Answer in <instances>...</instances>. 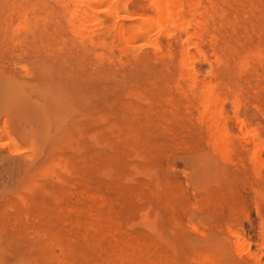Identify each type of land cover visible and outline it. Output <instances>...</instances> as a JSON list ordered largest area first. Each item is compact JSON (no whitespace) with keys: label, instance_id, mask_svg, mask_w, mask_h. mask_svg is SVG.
Masks as SVG:
<instances>
[{"label":"rangeland","instance_id":"374dc122","mask_svg":"<svg viewBox=\"0 0 264 264\" xmlns=\"http://www.w3.org/2000/svg\"><path fill=\"white\" fill-rule=\"evenodd\" d=\"M89 1L0 0V264H264V0Z\"/></svg>","mask_w":264,"mask_h":264},{"label":"bare ground","instance_id":"6f19581e","mask_svg":"<svg viewBox=\"0 0 264 264\" xmlns=\"http://www.w3.org/2000/svg\"><path fill=\"white\" fill-rule=\"evenodd\" d=\"M90 1H91V0H90ZM90 1H89V2H90ZM156 1H158V0H156ZM166 1H170V0H166ZM78 2H79V1H78ZM81 2H82V1H81ZM99 2H100V1H99ZM99 2H98V3H99ZM102 2H103V1H102ZM115 3H116V2H115ZM194 3H195V2H194ZM77 4H78V3H77ZM155 4H156V3H155ZM173 4H174V2H173ZM153 6H154V5H153ZM158 6H159V5H158ZM170 6H171V5H170ZM0 7H1V6H0ZM29 7H30V6H29ZM159 7H161V6H159ZM84 8H85V7H84ZM90 8H91V7H90ZM165 8H166V7H165ZM165 8H164V9H165ZM171 8H172V7H171ZM77 9H78V7H77ZM77 9H76V10H77ZM160 9H161V8H160ZM174 9H175V8H174ZM14 10H15V9H14ZM79 10H80V9H79ZM162 10H163V9H162ZM166 10H167V9H166ZM169 10H171V9H169ZM5 11H6V10H5ZM77 11H78V10H77ZM155 11H156V10H155ZM163 11H164V10H163ZM14 12H15V11H14ZM17 12H18V11H17ZM158 12H159V11H158ZM164 12H165V11H164ZM164 12H163V13H164ZM166 12H167V11H166ZM75 13H76V12H75ZM78 13L81 15L80 12H78ZM78 13H76V14H78ZM4 14H5V13H4ZM18 14H19V13H18ZM84 14H85V13H84ZM156 14H157V13H156ZM90 15H91V14H90ZM106 15H107V14H106ZM5 16H6V15H5ZM16 16H17V14H16ZM77 16H78V15H77ZM82 16H83V15H82ZM88 16H89V15H88ZM91 16H93V15H91ZM157 16H158V15H157ZM172 16H173V15H172ZM83 18H84V17H83ZM8 19H9V18H8ZM17 19H18V18H17ZM86 19H87V18H86ZM91 19H92V18H91ZM175 19H176V18H175ZM4 20H6V18H4ZM4 20H3V21H4ZM13 20H14V19H13ZM25 20H26V19H25ZM88 20H89V19H88ZM8 21H9V20H8ZM8 21H7V22H8ZM91 21H93V20H90V22H91ZM113 22H114V21H113ZM2 23H3V22H2ZM6 24H7V23L5 22V25H6ZM98 24H99V23H98ZM8 25H9V24H8ZM88 25H89V24H88ZM3 26H4V25H3ZM68 26H69V25H68ZM76 26H77V25H76ZM80 26H81V25H80ZM5 27H6V26H4V28H5ZM26 27H27V26H26ZM36 27H37V26H36ZM176 27H177V26H176ZM32 28H33V27H32ZM72 28H73V27H72ZM77 29H78V26H77ZM95 29H96V28H95ZM144 29H145V28H144ZM146 29H147V28H146ZM24 30H25V29H24ZM68 30H69V29H68ZM71 30H72V29H71ZM78 30H79V29H78ZM119 30H120V29H119ZM73 31H74V30H73ZM80 31H81V30H80ZM80 31H79V32H80ZM114 31H115V30H114ZM11 32H12V31H11ZM117 32H118V31H117ZM143 32H144V31H143ZM141 33H142V32H141ZM183 33H184V32H183ZM18 34H19V33H18ZM26 34H27V33H26ZM30 34H31V32H30ZM83 34H84V33H83ZM103 34H104V33H103ZM31 35H32V34H31ZM121 35H122V34H121ZM15 37H16V36H15ZM35 37H36V36H35ZM82 37H83V35H82ZM82 37H81V38H82ZM22 38H23V37H22ZM168 38H169V37H168ZM20 39H21V38H20ZM99 39H101V38H99ZM22 40H23V39H22ZM4 42H5V41H4ZM90 42H91V40H90ZM63 43H64V42H63ZM84 43H85V42H84ZM88 43H89V42H88ZM81 44H82V43H81ZM65 45H66V44H65ZM151 45H152V44H151ZM82 46H83V45H82ZM82 46H81V47H82ZM153 46H154V45H153ZM25 47H26V46H25ZM155 47H156V46H155ZM23 49H24V48H23ZM87 50H88V49H87ZM98 57H99V56H98ZM183 59H184V58H183ZM51 73H52V72H51ZM64 81H65V80H64ZM36 84H37V83H36ZM63 87H64V86H63ZM27 88H28V87H27ZM42 93H43V92H42ZM46 108H47V107H46ZM211 110H212V109H211ZM51 111H52V110H51ZM40 112H41V111H40ZM207 113H208V112H207ZM50 115H51V114H50ZM56 115H57V114H56ZM54 117H55V116H54ZM48 119H49V118H48ZM48 121H49V120H48ZM240 126H241V125H240ZM57 131H58V130H57ZM63 133H64V132H63ZM55 134H56V133H55ZM244 135H245V134H244ZM213 139H214V138H213ZM218 139H219V138H218ZM226 143H227V142H226ZM217 146H218V145H217ZM227 148H228V147H227ZM224 150H225V149H224ZM222 153H223V152H222ZM21 203H22V202H21ZM206 259H207V258H206Z\"/></svg>","mask_w":264,"mask_h":264}]
</instances>
